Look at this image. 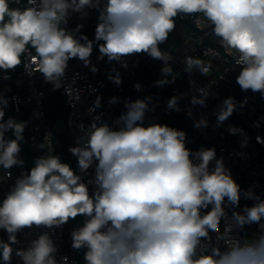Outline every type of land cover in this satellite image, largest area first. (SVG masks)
<instances>
[{"label": "clouds", "instance_id": "clouds-1", "mask_svg": "<svg viewBox=\"0 0 264 264\" xmlns=\"http://www.w3.org/2000/svg\"><path fill=\"white\" fill-rule=\"evenodd\" d=\"M10 2L0 0L4 79L27 56L28 75L38 72L53 90L59 89L69 60L78 58L89 66L97 44L98 59L107 57L109 63L139 53L162 61L164 78L155 85L163 88L175 77L172 56L159 46L174 30L178 14H202L225 50L238 53L236 64L241 70L236 82L241 90L264 96V0H27L23 8L10 7ZM86 7L99 11L94 40L79 34L82 25L72 31L65 27L71 13ZM183 64L189 74L195 70L204 75L211 67L191 56ZM91 70L99 71L95 66ZM112 72L115 75L110 73L108 79L121 85L119 72L115 68ZM134 87L140 90L141 85ZM199 92L190 103L206 106L210 90L205 87ZM100 100L98 96L96 107H101ZM151 100L147 96L127 101V111L115 121V130L107 123L93 122L86 131L80 126L83 135L68 151L77 158L81 173L94 160L98 162L95 177L88 182L96 185L93 195L88 183L59 155L50 151L34 159L30 172L16 179L0 203V229L8 234L7 241L0 239L3 264H11L13 252L22 264H68L66 256L56 259L58 248L48 232L30 241L26 249L13 245L25 228L52 229L78 215L86 219L72 231V247L86 249L85 264H264V199L251 190L242 192L214 147L193 152L186 147L183 130L159 123L144 126ZM179 101V96H172L167 108L179 111ZM246 103L247 98L239 104L233 97L224 99L215 113L216 126ZM8 104L9 99L0 94V167L11 177L8 170L24 164L19 154L28 122L5 120ZM207 125L205 117L194 121L195 128ZM10 130L14 139L6 136ZM227 131L243 134L233 126ZM246 145L245 139L241 147ZM242 196L255 203L229 217L225 205L238 208ZM222 220L225 234L213 241L209 233H220ZM253 223L259 232L251 237L233 234Z\"/></svg>", "mask_w": 264, "mask_h": 264}, {"label": "built area", "instance_id": "built-area-1", "mask_svg": "<svg viewBox=\"0 0 264 264\" xmlns=\"http://www.w3.org/2000/svg\"><path fill=\"white\" fill-rule=\"evenodd\" d=\"M10 4L23 8L27 6V0H20L19 4L11 0ZM98 16V9L86 7L83 12L71 13L65 27L68 31H72L77 25H82L79 34L94 40ZM197 17L199 18L198 23L196 22ZM174 19V30L169 34L167 41L159 47L173 58L170 64L173 67L175 80L163 88L155 85V81L164 78L160 71L163 62L154 60L144 53L124 57L121 62L115 61V69L122 78V84L119 86L112 81L106 83L105 77L100 75L101 65L110 63L107 57L98 59L100 52L97 44H94L89 66L86 67L78 58L69 60L62 87L55 91L62 95L63 105L69 109L67 123L74 139V146H76L77 138L83 135L81 125L86 131L93 122L98 125L107 123L115 130L118 128L115 121L127 111L125 108L127 101L151 96L152 100L149 103V111L145 114L144 126L159 123L182 130L175 123L178 122L177 120L184 121L194 128L196 136L201 138L202 144L199 148H215L217 159L222 158L224 166L231 171L232 177L240 185L242 192L251 190L255 195L264 199V96L260 92L241 90L236 82L241 70V66L236 64L238 53L233 50L232 54H229L225 50L219 41L220 38L214 35L212 27L202 14L180 13ZM87 31L91 32L90 36L85 34ZM30 50L35 55L34 50ZM189 56L201 59L206 65L210 64L209 72L204 75L195 70L190 74L185 72L183 61ZM21 59L22 64L7 73L9 79H4L5 73L0 70V94L9 99V104L5 109V120L13 117L21 121V114L26 113L29 122L28 129L23 134L24 140L21 141L19 154L24 160L23 166H13L8 170L11 172V177L0 167V203L16 179L30 172V167L25 161L26 149L34 154V159L50 151L58 155L54 129L47 115L45 104L48 88H53V86L46 82L43 75L38 72L29 76L24 64L30 61L27 56ZM124 64H127V67H124ZM92 66L98 68L99 71L93 72ZM137 83L141 85L140 90L134 87ZM205 87L210 90L206 106L191 105V97L201 95L199 89ZM174 95L180 97L179 111L167 108L168 100ZM98 96L101 98V107L95 106ZM113 97L117 98L116 102L109 103ZM227 97H233L238 104L247 98V103L242 108L238 107L223 125L217 127L215 113ZM189 111L192 113L191 116L188 115ZM202 117L207 118V127L195 128L194 121ZM230 126L242 129L243 134H229L227 129ZM6 136L14 139L11 130L6 133ZM188 136L189 133H186V137ZM257 137L260 138V143L257 142ZM245 139L247 145L241 147V142ZM186 147L188 148L187 143ZM97 163L94 160L92 166L86 172L81 173L75 157L74 171L82 177V182L88 183L95 177ZM88 190L89 195H93L96 185L88 183ZM254 203V200L245 199L242 196L238 208H232L227 204L225 207L228 216L231 217L233 211H239L245 205L251 207ZM210 208L211 206L208 210ZM85 219V216L78 215L74 219L70 218L66 224L60 227L54 226L52 229L44 226L25 228L17 234L19 243L13 245V248L26 249L30 241L48 232L58 248L56 254L58 261L66 256L68 264H85L86 249H74L71 238L72 231L83 226ZM224 229L225 223L222 220L220 233H209L212 240L215 241L217 235L225 234ZM258 232V225L253 223L245 225L242 231H236L233 234L251 237ZM0 239L8 240V234L3 229H0ZM220 243L223 244V241ZM0 264L3 262L1 261ZM11 264H22L15 252H13Z\"/></svg>", "mask_w": 264, "mask_h": 264}, {"label": "trees", "instance_id": "trees-1", "mask_svg": "<svg viewBox=\"0 0 264 264\" xmlns=\"http://www.w3.org/2000/svg\"><path fill=\"white\" fill-rule=\"evenodd\" d=\"M10 7H15L13 4H10ZM85 34H91L90 31H87ZM92 36V35H91ZM135 63V61H134ZM115 61H113L110 64L103 63L100 67V75L104 76L106 79V83L111 82L108 79V75L111 73L114 75L115 72H112V69L115 68ZM128 88V87H127ZM46 104V111L47 115L51 120L53 129H54V135L55 140L57 144V153L61 157V161L64 163H67L71 166V168L74 170V159L75 156H73L68 149L70 147H74V139L72 137V134L70 132V129L68 127L67 123V115L69 112V109L63 105V98L62 95H60L58 92L53 90V88H48V94L45 99ZM21 121H27L28 122V115L26 113L21 114ZM19 121L18 119H16ZM178 122L175 123L176 126L182 128V130L186 133H189V136L187 138V145L188 148L191 149L193 152L197 151L199 149V145L202 144V140L200 137L196 136V131L191 126L187 125L184 121L177 120ZM29 122L27 123L28 129ZM25 161L27 165L30 167V169L34 166V154L31 153L28 149H26L25 152ZM1 263V261H0Z\"/></svg>", "mask_w": 264, "mask_h": 264}]
</instances>
